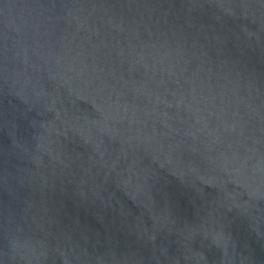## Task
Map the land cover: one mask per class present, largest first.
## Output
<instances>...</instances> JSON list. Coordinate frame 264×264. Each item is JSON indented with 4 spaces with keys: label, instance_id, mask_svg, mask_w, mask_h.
<instances>
[{
    "label": "water",
    "instance_id": "95a60500",
    "mask_svg": "<svg viewBox=\"0 0 264 264\" xmlns=\"http://www.w3.org/2000/svg\"><path fill=\"white\" fill-rule=\"evenodd\" d=\"M0 264H264V0H0Z\"/></svg>",
    "mask_w": 264,
    "mask_h": 264
}]
</instances>
